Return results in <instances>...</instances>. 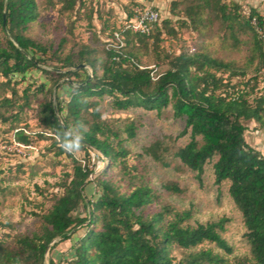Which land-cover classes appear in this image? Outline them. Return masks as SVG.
Returning <instances> with one entry per match:
<instances>
[{"label":"trees","instance_id":"obj_1","mask_svg":"<svg viewBox=\"0 0 264 264\" xmlns=\"http://www.w3.org/2000/svg\"><path fill=\"white\" fill-rule=\"evenodd\" d=\"M239 1L244 0H190L179 25L196 28L210 12L230 32L235 47L239 33H250L248 66L224 61L201 47L178 54L164 52L167 68L157 72L156 67L141 63L140 47L153 39L152 49L159 59V42L164 35L176 32L169 18H161L149 34L132 32L123 25L110 29L111 38L101 59L86 46L59 57L50 46L26 34L40 15L36 0H0V75L5 78L0 81V120L20 122L24 108L40 97V123L50 135L44 130H20L17 139L29 143L34 135L50 136L52 144H60L61 152L79 149L89 155L91 147L107 163L94 178L99 196L87 200L84 189L93 169L75 160L72 172L58 183L62 191L50 196L51 204L45 208L40 202L35 206L39 210H32L37 218L34 231L0 240V264H45L48 245L58 239L50 245V251L58 242L69 239V232L77 226H84L86 231L63 264H264V155L244 138L246 121L264 127V16L254 7L243 14ZM179 2L172 0V7ZM56 3L63 10H73L77 5L82 7L84 0ZM132 8L125 13L126 18ZM116 30L121 34V45L114 36ZM51 51L56 67L74 68L83 63L91 69V77L86 67L62 73L39 68L38 63L45 64L52 57ZM33 68H39L51 84H27L19 93V80L13 76L24 77ZM55 76L66 77L70 88L65 98L55 102L61 122L51 98ZM105 102L113 111L143 108L161 112L170 107L175 118L184 120L176 137L187 135L188 140L177 148L174 157L195 173L200 185L206 164L214 159V184L219 188L228 182V194L245 228L248 256L233 255V246L224 236L227 217L192 224L190 209L178 211L169 204H159L151 211L159 203L160 194L149 182L143 160L148 155L169 166L163 144L156 140L142 152L132 153L125 142L137 135L138 124L129 120L122 129L115 127L112 119L103 117ZM163 188L182 192L174 181L164 183ZM80 206H88L84 216L76 212ZM177 250L182 252L178 259L174 254ZM48 264L58 262L49 257Z\"/></svg>","mask_w":264,"mask_h":264},{"label":"rangeland","instance_id":"obj_2","mask_svg":"<svg viewBox=\"0 0 264 264\" xmlns=\"http://www.w3.org/2000/svg\"><path fill=\"white\" fill-rule=\"evenodd\" d=\"M36 1L40 15L38 20L30 24L26 30L28 36L50 46L59 57L76 53L86 46L94 49L93 54L101 59L104 55L103 48L106 46V41H110L111 38L108 35L110 29L122 26L125 13L131 7L142 5L147 0H84L82 7L77 5L73 10L61 9V4L56 3V0ZM171 1L162 2V18L171 20V25L176 31L175 35H164V39L159 42L161 52L159 59L156 58V51L152 49L153 39L148 41L146 47L141 46L139 59L142 64L156 67L157 72H163L167 68L164 52L178 54L181 50L188 48L203 47L207 52L224 61H233L239 67L248 66L252 54L250 33H239L235 47L230 32L210 12L204 15L196 28L190 25L189 21H187L189 25L183 27L179 25V22L185 19L182 11L190 0H180L175 8L172 7ZM239 3L242 5L243 14H247L250 7H254L264 16V0H244ZM105 25L108 27L103 32L102 28ZM52 54V51L49 52L52 57L47 58L45 64L38 63L39 68L56 73L74 69L56 67L57 61ZM157 61L160 63L157 64ZM254 64L255 61L252 65ZM39 68L31 69L24 77L13 76L19 80L17 85L19 93L27 84L44 83L46 86L51 84V80ZM86 70L88 74L91 72L89 67H86ZM55 78H57V83L51 93L54 103L57 98L59 100L65 98L70 91L69 84L65 81L66 77L55 76ZM4 80L5 78L0 75V81ZM70 82L74 83L73 79ZM2 94L0 90V98ZM7 94L9 95V92ZM40 100V97L33 99L31 105L24 108L20 114V122L0 120V140H8L16 128H25L30 132L44 130L38 113ZM103 117L112 119L114 126L121 129L129 120L138 124L137 135L125 142V146L132 153L142 152L145 147L156 140L162 142L163 155L171 163L169 166H163L148 155L143 160L148 180L160 194L159 203L155 204L151 211L156 210L159 204H169L178 211L190 209L192 218L189 222L192 224L222 216L227 217L229 222L224 236L233 246V255H249V247L243 236L245 228L241 214L228 194V182H223L219 188L214 184L212 168L214 159L206 164L200 185L195 178V173L174 157L177 148L188 140L187 135L176 137L183 129V119L175 118L170 107L161 112L143 108L113 111L106 105V102L103 107ZM245 124L247 126L244 132L246 143L264 155V127H258L254 121H246ZM44 131L46 135H50L49 130ZM46 135L42 137L34 135L31 144L35 148L25 156L13 158L14 165L0 180L2 188L0 190V240L2 241L10 239L12 235L31 234L34 231L37 218L31 213L32 210H39L35 206L40 202L45 204V208L51 204L50 196L62 191L58 183L66 173L72 172L75 160L82 166L87 165L93 169V173L89 176L90 181L84 189L86 199L94 200L100 194L94 178L104 170L106 160L102 156L99 159H93L91 147L88 148L89 155L79 149H68L61 152L58 149L60 144H52L53 137ZM121 137H126V133L123 132ZM168 181L176 182L182 188V192L165 190L163 184ZM37 187L42 190L43 196ZM76 212L84 216L88 212V206H80ZM85 231L84 226L72 229L69 232L71 234L69 239L58 242L46 252L45 264H48L49 257H52L58 264H63L65 259L73 255L74 247ZM203 246L213 245L204 244ZM174 254L177 259L182 256L181 250H177Z\"/></svg>","mask_w":264,"mask_h":264},{"label":"built area","instance_id":"obj_3","mask_svg":"<svg viewBox=\"0 0 264 264\" xmlns=\"http://www.w3.org/2000/svg\"><path fill=\"white\" fill-rule=\"evenodd\" d=\"M163 1L164 0H147L142 5L133 6L131 15L127 18L126 15L124 16L123 28L129 29L135 33L149 34L161 21V6ZM114 36L121 45V34L118 30L114 31ZM20 130L28 133L25 128H16L8 140H0V180L14 165L12 162L13 158L25 156L35 148L31 142L25 143L17 139L16 134ZM91 155L93 159H99L102 156L94 149L91 151Z\"/></svg>","mask_w":264,"mask_h":264},{"label":"water","instance_id":"obj_4","mask_svg":"<svg viewBox=\"0 0 264 264\" xmlns=\"http://www.w3.org/2000/svg\"><path fill=\"white\" fill-rule=\"evenodd\" d=\"M3 28H4V30H5V32L7 33V31H6V27H5V12L3 13ZM86 67V65L85 64H78V65H76L75 67H74V69H80V68H85ZM91 72L89 73V77H91ZM53 105H54V110H55V112H56V115H57V117H58V119H59V121L61 122V120H60V117H59V115H58V113H57V111H56V105H55V103L53 102ZM54 241H56V239L54 240ZM53 241V242H54ZM53 242H51L49 245H48V247H47V250H46V252H48V250H49V248H50V245L53 243Z\"/></svg>","mask_w":264,"mask_h":264}]
</instances>
